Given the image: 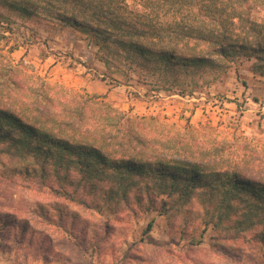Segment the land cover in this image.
Here are the masks:
<instances>
[{"label": "trees", "instance_id": "1", "mask_svg": "<svg viewBox=\"0 0 264 264\" xmlns=\"http://www.w3.org/2000/svg\"><path fill=\"white\" fill-rule=\"evenodd\" d=\"M257 6L264 0H0V21L15 14L68 26L88 37L105 64L123 58L164 85L201 69L226 70L240 57H253L251 71L264 75V18L252 16ZM1 84L0 164L17 161L28 182L85 208L158 211L181 235L203 224V230L232 229L231 238L251 231L264 244V178L247 161L240 165L218 148L202 152L188 144L177 153L160 150L168 141L154 142L144 125L98 95L57 99L47 93L12 104V93L24 91V84L16 75ZM192 200L201 208L192 209L198 225L186 207ZM53 209L61 227L74 218L58 203ZM182 209L189 215L175 222ZM151 226L152 220L145 230ZM28 230L24 221L0 213L3 241L22 243Z\"/></svg>", "mask_w": 264, "mask_h": 264}, {"label": "rangeland", "instance_id": "2", "mask_svg": "<svg viewBox=\"0 0 264 264\" xmlns=\"http://www.w3.org/2000/svg\"><path fill=\"white\" fill-rule=\"evenodd\" d=\"M252 16L262 20L264 6L253 8ZM10 18L0 21V84L16 75L25 86L12 93V104L47 93L57 99L74 98V92L98 95L96 100L144 125L154 142L168 141L160 150L177 153L185 144L197 151L218 148L240 165L247 161L257 177L264 178V75L251 71L253 57H240L226 70L180 75L174 84L171 80L163 85L123 58L105 64L78 30L60 29L44 18ZM3 88L1 84L0 91ZM3 160L0 213L27 223L30 237L22 243L0 238V264H264V244L255 242L251 231L231 238L232 229L203 230L200 224L198 230L187 227L181 235L158 211L85 208L28 182L18 173L20 163ZM56 203L74 217L68 216L64 227L57 224ZM186 207L193 213L190 221L201 223L192 211L201 213L198 202ZM185 215V210L178 211L175 222Z\"/></svg>", "mask_w": 264, "mask_h": 264}]
</instances>
